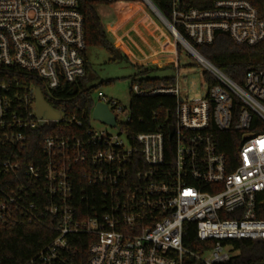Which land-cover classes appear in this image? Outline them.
Wrapping results in <instances>:
<instances>
[{"label": "built area", "instance_id": "built-area-1", "mask_svg": "<svg viewBox=\"0 0 264 264\" xmlns=\"http://www.w3.org/2000/svg\"><path fill=\"white\" fill-rule=\"evenodd\" d=\"M96 1L143 2L201 64L207 90L188 97L176 80L134 83L133 95H169L176 105L165 129L130 137L131 102L98 94L87 114L54 96L64 84L81 92L87 73L79 0H0V139L12 148L2 173L15 180L0 190V218L54 233L23 264H226L235 254L228 242L264 240L256 212L264 192V69L249 67L240 84L194 45L213 43L217 32L238 44L261 42L264 0ZM32 78L63 102L51 106L58 119L38 116ZM98 103L116 124L95 119L117 133L92 127ZM42 127L49 133L38 156L32 142ZM220 132L237 134L235 162L221 151ZM192 227L197 244L190 247L184 237Z\"/></svg>", "mask_w": 264, "mask_h": 264}, {"label": "trees", "instance_id": "trees-1", "mask_svg": "<svg viewBox=\"0 0 264 264\" xmlns=\"http://www.w3.org/2000/svg\"><path fill=\"white\" fill-rule=\"evenodd\" d=\"M96 0H79L80 11L84 15L85 37L87 48L90 45H102L110 50L113 46L107 38L104 26L101 23L100 17L96 10ZM125 7V5H120ZM132 11L124 12L122 14V21L125 23L129 31L132 32L135 12L140 8L137 4L127 6ZM133 42V38L128 41L119 40V45ZM197 51L206 57L208 60L217 65L221 70L228 74L236 82L242 84L245 73L249 67L254 69H264V40L255 44H238L225 32H217L213 43L194 45ZM181 45L177 43V53L180 57ZM87 61V73L84 79L78 85L81 92L73 94L72 87L64 84L63 91L55 92V97H62L70 99L66 103L69 109L85 111L87 114L91 112L94 104L92 97V89H85L84 83L89 79L90 63ZM138 73L148 75L153 69L144 65H135ZM26 77V76H24ZM33 82L39 87L46 99V101L53 107L60 109L63 102L56 101L53 97L47 95L45 88L41 81L33 79ZM137 82L142 87H152L161 85H172L175 83L174 77H150L144 76ZM176 100L173 96L157 95L150 97H138L132 94L131 97V122L125 126L130 137H133L139 132L158 131L165 129L167 115H173ZM171 122V119H170ZM49 132L43 127L35 134L33 139V154L38 156L41 153L44 137ZM236 133L220 132L218 138L220 142L221 151L225 152L230 162H235L237 158V151L239 142L235 138ZM12 148L4 144L0 139V190L6 189L8 185H14V177L2 173V163L4 158L11 152ZM34 156H29L26 161L29 162ZM257 216L264 219V192L257 195ZM234 217L233 214L227 216ZM54 233L45 227L27 224V223H12L2 220L0 218V264H23L32 256H34L40 249L52 241ZM184 242L187 246L193 247L197 244L195 238V230L193 227L190 232L185 234ZM232 246L235 254L231 260L226 264H264V240H234L228 242ZM87 240H83L80 245L79 256L87 257Z\"/></svg>", "mask_w": 264, "mask_h": 264}, {"label": "rangeland", "instance_id": "rangeland-1", "mask_svg": "<svg viewBox=\"0 0 264 264\" xmlns=\"http://www.w3.org/2000/svg\"><path fill=\"white\" fill-rule=\"evenodd\" d=\"M120 5L128 4H106L103 2L96 4V10L113 49L110 50L102 45H90L87 48L90 67L89 79L84 83V88L92 89L93 99L95 100L98 94H103L128 106L131 102L133 84L144 76L174 77L183 96L204 95L207 90V80L203 74V67L187 50H183L180 52L179 68L177 69L176 41L156 13L143 2H137L140 8L135 12L134 19L130 22V24L134 22L131 32L120 15L124 13L121 9L126 10L127 13L132 9ZM131 37L133 42L119 45L121 48L118 47V40L128 41ZM154 39L159 43L158 45L153 43ZM143 47L148 50L144 61L150 60L151 64L147 67L153 68L148 75L138 73L134 62L136 53ZM90 123L95 129H108L112 133L118 132L96 120L93 115Z\"/></svg>", "mask_w": 264, "mask_h": 264}, {"label": "water", "instance_id": "water-1", "mask_svg": "<svg viewBox=\"0 0 264 264\" xmlns=\"http://www.w3.org/2000/svg\"><path fill=\"white\" fill-rule=\"evenodd\" d=\"M74 93L77 91V87H74ZM36 102H37V114L39 117H45L47 119H58L60 113L55 111L51 105L44 99L40 89L36 90ZM94 118L100 119L111 125L116 124L114 115L111 113L107 105L98 103L93 111Z\"/></svg>", "mask_w": 264, "mask_h": 264}, {"label": "crops", "instance_id": "crops-1", "mask_svg": "<svg viewBox=\"0 0 264 264\" xmlns=\"http://www.w3.org/2000/svg\"><path fill=\"white\" fill-rule=\"evenodd\" d=\"M114 4H128V5H131V4H137V3H125V2H119V3H114ZM128 5H125V6H128ZM121 14H123V13H121ZM120 18H122V15H120ZM131 25H132V23H131ZM118 42H119V40L117 41V45H118V47L121 48V46H119ZM153 43L156 44V45L159 44V43L156 41V39H154V42H153ZM172 44H173V43H172ZM143 48H144V47H143ZM86 55H87V53H86ZM149 61H150V60H148V61H144V62H140V61H134V62H135L136 64H138V65H144V66H147V65L151 64Z\"/></svg>", "mask_w": 264, "mask_h": 264}, {"label": "bare ground", "instance_id": "bare-ground-1", "mask_svg": "<svg viewBox=\"0 0 264 264\" xmlns=\"http://www.w3.org/2000/svg\"><path fill=\"white\" fill-rule=\"evenodd\" d=\"M147 53H148V50H147V48H141L140 50H139V52H137L136 53V55H135V61H140V62H144V59H145V57H146V55H147Z\"/></svg>", "mask_w": 264, "mask_h": 264}]
</instances>
